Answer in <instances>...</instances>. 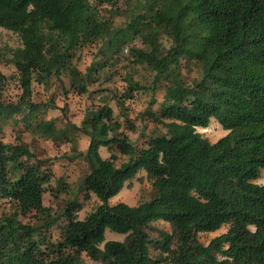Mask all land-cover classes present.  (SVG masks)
Segmentation results:
<instances>
[{"label":"trees","instance_id":"16d2710c","mask_svg":"<svg viewBox=\"0 0 264 264\" xmlns=\"http://www.w3.org/2000/svg\"><path fill=\"white\" fill-rule=\"evenodd\" d=\"M119 2L114 22L105 13H118ZM0 29L21 41L0 48V66L15 69L0 70V264H264V184L253 183L264 171V0H0ZM87 46L97 54L80 73ZM63 77L97 104L78 123L62 108L58 128L47 118L52 100L35 94ZM142 93L135 126L128 105ZM212 119L227 132L214 143L196 130ZM22 133L71 151L84 141L79 192L54 178L51 160L21 143ZM140 172L152 197L109 205ZM51 182L55 197L69 190L59 213L44 205ZM91 195L101 204L79 220V198ZM159 221L170 231L151 238ZM106 230L126 237L106 242Z\"/></svg>","mask_w":264,"mask_h":264},{"label":"rangeland","instance_id":"374dc122","mask_svg":"<svg viewBox=\"0 0 264 264\" xmlns=\"http://www.w3.org/2000/svg\"><path fill=\"white\" fill-rule=\"evenodd\" d=\"M119 11L118 13L111 11L106 12L105 16L108 18L113 19L114 22H120L121 20L118 19V15L121 12V8L123 7L122 3L119 2ZM133 45L136 47L140 46L139 40H135ZM9 47V48H18L21 47V41L19 36L15 33L10 31L0 29V48L2 47ZM97 54V47L96 46H87L83 48L80 54V59L76 63V68L78 72L83 73L85 67L89 65L92 58ZM127 54V52H125ZM0 70L4 75H10L14 72V67L12 65L7 66H0ZM197 75V70L195 69L192 73H184V77L188 79H193ZM76 84V83H75ZM158 90L156 92V98L158 101L162 100L163 95V84L159 83ZM68 78H61V80L51 79L49 81V86L47 89L38 88L36 89V100L41 102H48L52 100V104L56 107L49 110L47 114L48 119H56V126L58 128L62 127L63 120L62 116V108L66 111L67 120L72 122L78 123L82 120L84 113L86 112L87 108H93L97 104V99L90 94H77L76 87H72ZM107 85V84H106ZM118 86L121 85L120 82L117 84ZM109 86H111L109 84ZM76 88V90H73ZM94 87H90L92 90ZM16 89L14 86H11L8 98L14 99L16 96ZM78 92V91H77ZM147 95L142 93L138 94L137 97L134 99L132 103L128 105L130 109V119L135 124V126H139L138 114L141 112L147 103ZM110 106L112 107L114 114L117 115L118 111L114 103H111ZM156 108V107H155ZM122 122V121H121ZM153 128L152 124L148 125V130ZM122 129L124 130L125 134L130 137L131 140H134L136 135L131 134L128 130L125 129L124 125L122 124ZM6 130V129H5ZM197 132H199L204 138L208 139L211 143L216 142L218 139L222 138L226 135V131H224L221 126L212 119L210 121L209 126L206 129L197 128ZM8 138L11 142L15 143V133L9 131ZM20 136V135H19ZM21 143L27 145L32 149L36 155L40 159L49 158L51 160V170L53 171L54 178L58 179L63 177L66 184V189L71 190L72 192H79L81 188H77L79 184L82 182L84 175L87 173V165L82 160L81 157L77 156L79 150H83L85 148L84 141L79 143L78 146H74L77 148V151H71V145L65 143L63 141L52 142L44 137L38 136H31L29 133H22L21 134ZM70 154L73 155L70 156ZM99 154L102 158H107L109 156L107 150L105 148L99 149ZM77 156V157H76ZM69 157H72V161L69 160ZM140 178L142 181H139ZM253 183L258 185L264 184V171L262 170L261 176L258 180H255ZM127 187H124L122 191L114 198L108 201L109 205H114L119 202H123L129 206L136 205L139 201L149 200L152 197V189L145 179V173L140 172L136 178L131 180L129 183H126ZM55 182H51L50 186L45 189L43 194V201L44 205L51 208L52 211L58 212L63 208L65 200L69 199L70 195L67 194L69 190H63L62 193H57L56 197L51 193L50 189H54ZM54 192V191H53ZM83 191L81 190L80 195L82 196ZM79 201L83 204V209L77 213V218L82 220L87 214L92 212L98 205L101 204L100 201L94 196L91 195L88 201H84L83 199L79 198ZM59 225V223H58ZM151 229L147 230L148 234L151 238H157L158 230L163 231H170L168 224L159 221L150 225ZM226 231V227H222L220 230L214 233H206L199 235V241L204 245H207L211 239L214 237L224 233ZM52 240L56 241L59 237V230L58 227H55L52 230ZM126 235L118 234L111 232L109 230L105 231V241H123ZM103 248V245L100 246ZM149 252L151 256L155 255V250L152 247H149ZM84 260L87 259L83 256Z\"/></svg>","mask_w":264,"mask_h":264}]
</instances>
